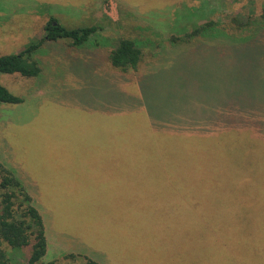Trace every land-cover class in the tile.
<instances>
[{
	"label": "rangeland",
	"instance_id": "374dc122",
	"mask_svg": "<svg viewBox=\"0 0 264 264\" xmlns=\"http://www.w3.org/2000/svg\"><path fill=\"white\" fill-rule=\"evenodd\" d=\"M263 15L264 0H0V56L44 38L50 18L68 29L97 25L103 28L101 42L105 36L149 34L160 43L156 53L166 55L161 61L148 55L137 70H122L109 62L106 47L75 49L63 39L36 55L41 76L0 73V84L24 100L0 103L1 160L27 184L23 165L39 187V201L70 200L86 181L95 187L96 178H120L122 171L99 175L86 168L115 159L109 151L123 150L125 161L140 164L135 178L123 170L127 187L137 194L146 175L152 176L149 197L135 201L136 222L150 241H139L130 264H264V136L248 128L210 135L159 129L166 118L160 101L202 100L194 98L200 94L194 77L204 73L223 74L222 92L243 100L237 110L230 105L229 113L243 117L244 108L264 115V31L254 33L259 49H247L244 61L232 50L193 44L187 51L171 44L209 21L231 29L234 20ZM219 62L225 63L221 69ZM81 168L85 178L72 171ZM155 175L173 184H154ZM103 197L99 192L93 202L103 205ZM0 249L9 264L28 263L30 247L15 250L2 243ZM59 254L51 248L37 264H88L79 254Z\"/></svg>",
	"mask_w": 264,
	"mask_h": 264
},
{
	"label": "trees",
	"instance_id": "16d2710c",
	"mask_svg": "<svg viewBox=\"0 0 264 264\" xmlns=\"http://www.w3.org/2000/svg\"><path fill=\"white\" fill-rule=\"evenodd\" d=\"M234 23L235 26L227 29L217 21H209L197 26L184 38L173 37L171 44L176 47L175 49L185 47L187 51L192 50L193 44L196 45L195 48H202L203 46L219 47L220 49L234 51L237 57H240V61L247 60L249 59L246 54L247 49H251L250 52L259 49L260 43L257 37L254 38V33L257 32L263 35L264 15L246 22L234 20ZM102 29L97 25L68 29L55 18H50L45 27L46 35L44 38L28 45L18 54L0 56V73L20 74L24 77L35 78L41 76L42 69L35 58L36 55L42 47L63 39L70 40L72 48L75 49H87L95 46L106 47L109 62L113 67L122 70H137L143 59L148 55L153 56V61L164 60L163 56H166L165 54L156 53V49L160 48V43L158 40L152 39L149 34L119 38L105 36L106 40L101 42L99 40L104 38L100 33ZM248 37L252 38L247 39ZM236 42L240 44V46L237 44L238 49H235L232 45L235 43L236 46ZM224 64L219 62L218 68L221 69ZM197 76L200 77L201 75L197 74ZM195 78L200 82L197 87L200 94H195L194 98L198 97L202 100H161L159 111H162L161 114L166 118H163L165 124L159 127L160 130L172 129L190 134L210 135L248 128L249 131L251 129L257 130L261 133L260 135L264 136V115L260 116L248 109L241 108L240 113L243 117L237 116L236 110L243 104V100H230L232 93L222 92L221 85L223 80L226 79L223 74L216 77L215 73H204V76L200 77L201 79ZM191 82L197 84L193 80ZM223 95H227L228 100H223ZM23 101L22 97L13 94L0 84V103L20 104ZM230 101H233L235 105ZM190 102H193V104L188 106L187 104ZM236 103L237 107H235ZM230 105L236 108L234 113L228 112L227 108ZM249 112L252 114L247 118L246 113L249 114ZM184 113H186L185 117H183ZM169 120L173 121L172 125L166 124ZM160 174L162 173L159 172L158 175ZM171 184H173L172 181ZM143 222L145 221L141 223ZM2 243L8 244L15 250L30 247L31 253L27 264H37L47 253V238L43 217L35 205L25 182L17 175L16 170L6 166L0 157V244ZM70 257L75 258L74 255ZM84 259H87L88 264H98L87 257H84ZM0 264H9V258L1 249ZM47 264H54V262Z\"/></svg>",
	"mask_w": 264,
	"mask_h": 264
},
{
	"label": "crops",
	"instance_id": "0c3cea01",
	"mask_svg": "<svg viewBox=\"0 0 264 264\" xmlns=\"http://www.w3.org/2000/svg\"><path fill=\"white\" fill-rule=\"evenodd\" d=\"M108 149L106 152L97 153L113 152L111 157L115 159L100 160L96 163L92 161L88 163L89 166L86 169L90 171L98 169L99 175H103L101 172L103 170L106 172L111 170L122 171L121 173L119 172L121 177L111 178L107 175L108 178L106 180L96 178L95 187H90L87 184L88 181H86L83 188L76 192L75 196L70 200L45 199L39 201L41 197L39 187L23 165H20L22 174L27 176L29 180L26 181V185L31 195L35 196L37 202L35 204L44 220L47 238L46 255L52 248L60 252L59 255L62 254L61 256L64 253L79 254L98 264H130V260L128 261L127 259L135 255V248L137 250L140 248L138 245L139 241L141 244H145V241H150L149 235L146 236L149 240L143 239L144 235L142 233L145 231H141L139 223L136 222L137 218L139 219L137 215L139 207L135 206V201H138L141 195L149 197V181L151 179L150 177H145L142 180L144 183H142L140 189L137 190V194H135L134 188L127 187L126 184L128 183L123 177V170L126 169L128 171L129 178H135L137 174L140 176L139 162L135 160L125 161L122 158L123 155L120 156V153L123 154V150L117 153L118 151L115 150L108 152ZM124 163L127 165L126 167ZM46 165L48 166L47 163ZM86 169L81 168V173H77L73 169L72 171L83 176L87 174ZM36 176L41 179L39 175L35 174ZM83 178L85 177L83 176ZM161 179L155 178L152 181L154 184H166L167 189V184H171L170 179L165 178L163 181ZM132 181L135 182L134 180ZM43 188L49 194L50 187L44 185ZM99 192L104 194V197L99 200L104 202L103 205L93 202L94 195ZM123 202L127 206L124 209L118 206ZM59 236L63 237L60 238ZM150 253L151 251L147 254ZM85 260L87 261V259ZM150 264H153V262Z\"/></svg>",
	"mask_w": 264,
	"mask_h": 264
}]
</instances>
